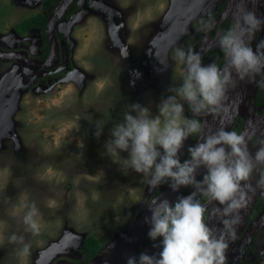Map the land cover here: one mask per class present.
I'll return each mask as SVG.
<instances>
[{
	"label": "rangeland",
	"instance_id": "obj_1",
	"mask_svg": "<svg viewBox=\"0 0 264 264\" xmlns=\"http://www.w3.org/2000/svg\"><path fill=\"white\" fill-rule=\"evenodd\" d=\"M33 1H26L31 8ZM39 1L35 0L37 12ZM197 1L107 0L104 11L109 16L119 14L121 17L115 21L119 25L125 22V28H117L110 18L86 17L88 13L77 15L74 25L65 23L62 40L64 45H74V60H78L79 71L88 76V90H78L67 80L55 87L27 86L28 92L16 101L13 118L5 109L10 103L8 95L24 85L17 82L11 86L7 76L0 78V93L5 95L0 94V149L5 150L0 152L1 264H52L59 258L77 261L82 256L75 252L89 236L98 239L102 250L126 233L163 190L167 182L151 188L146 177L130 170L124 174L119 165L101 153L113 123L123 119L129 105L151 107L156 115V105L169 94L168 89L181 83L182 65L175 61V49L195 51L203 23L220 3L209 0L203 7L200 0V4H193ZM10 4L7 0L0 2L2 40L7 39L3 28L13 26L15 9L6 6ZM151 33L154 39L149 41V52L144 56L147 60L138 78L143 86L150 85L149 90L138 92L133 83H127L125 87L130 88L121 91L125 59L120 45H129L130 51ZM152 79H157L155 84ZM3 116L6 121H2ZM101 119L106 125L97 139L95 122ZM14 125L16 130H12ZM13 143L19 152L9 157ZM121 155L126 157L127 153ZM186 157L188 148L181 151L180 160ZM99 170H103L102 175ZM32 204L38 210V235L23 223L26 206ZM12 234L23 235L30 243L29 255L18 257L20 245L8 240ZM155 245L143 253L158 255L160 249ZM263 254L264 246L259 245L256 264H264V258H259Z\"/></svg>",
	"mask_w": 264,
	"mask_h": 264
},
{
	"label": "clouds",
	"instance_id": "obj_2",
	"mask_svg": "<svg viewBox=\"0 0 264 264\" xmlns=\"http://www.w3.org/2000/svg\"><path fill=\"white\" fill-rule=\"evenodd\" d=\"M212 26L211 21L204 22L201 30ZM261 30L264 20L244 8L235 25L220 38L219 46L226 59L223 68L216 63L204 64L198 54L177 47L175 61L182 65L181 83L171 86L169 94L161 98L157 114H152L151 107L133 103L124 111L123 119L113 123L102 156L119 165L124 174L130 170L146 177L151 188L167 182L173 192L182 187L194 190L175 202L155 199L147 204L151 212L146 217L150 225L148 237L158 241L155 246L160 251L158 255L141 253L138 258L129 257L127 264H226L228 239L235 238L237 213L246 203L242 182L249 179L257 165H264V145L253 155L242 134L221 128L190 146L189 158L181 162L184 142L202 130L201 123L187 118L184 110L188 105L198 115L219 108L229 86H235L233 74L243 81L264 73L261 46L254 50L245 42V36ZM105 125L102 119L95 122L97 139ZM201 168L206 172L197 179ZM98 173L102 175L103 170ZM197 196L218 203L221 229L209 226L205 206ZM26 207L23 223L38 235V210L35 204ZM8 240L20 245L18 257L30 254L31 245L23 235L12 234Z\"/></svg>",
	"mask_w": 264,
	"mask_h": 264
},
{
	"label": "flooded vegetation",
	"instance_id": "obj_3",
	"mask_svg": "<svg viewBox=\"0 0 264 264\" xmlns=\"http://www.w3.org/2000/svg\"><path fill=\"white\" fill-rule=\"evenodd\" d=\"M26 1L27 0H23V1L14 0V7H11L13 1L11 2V0H7V2H10L11 4L6 6H9L10 9L12 8L15 9V11H13V17H12L13 26H11L9 30L3 28L5 31H2V34L6 32L7 35L6 40H2L3 39L1 37L2 35H0V51L2 52V54H4V55L1 54V59H0V78L7 76V78L10 79L9 84L11 86L15 85L17 82L19 84L24 85L23 87L21 86L20 88H18L17 91H11V94L8 95L10 103H8V106L5 109H7V112H9L8 114L11 117H13L16 101H18L19 98L21 97L23 98L24 94L28 92V89H25L27 86L32 88H34L35 86L39 88L40 87L48 88L52 86L55 87L58 83H64V81L67 80V81H71V83H74L78 88V90L81 89L85 91L91 87L89 84H88L89 86L87 85V80H85L88 77L87 75L85 76L86 73L79 71L80 67L78 65V60H74V53H72L74 45H72V43L71 46H67V44L64 45L62 36H64L63 28L66 25L65 23L70 22V25H74L76 22L74 21L75 17L77 15H79L80 17L81 16L84 17L83 15H86L85 13H88L86 17L89 16L91 17V15H95L98 18L100 17H104L106 19L110 18L111 20L113 19L114 21L117 18L121 17L119 14L109 16L104 11L106 8L104 6L105 4H107L106 3L107 0H72L66 11L60 16L58 21H56L54 28H52V30H49L48 29L49 20L57 10V7L62 0H41L37 4L38 8H39V4L41 7L38 12L35 9V5H36L35 0L32 2V8L27 5ZM238 2H239V8L235 12V14H233L231 11L229 12L230 8L229 9L227 8L231 3V0H220V3L218 4L217 8L208 17V21H211L213 26L207 31L200 32L197 41V46L195 48V51L193 52L197 54L200 48H202V46L203 48L205 47L207 48L205 49L206 53L202 60L204 64L216 63L222 68L225 66L226 59L219 46V41L221 36L229 28L235 25L234 18L236 13L240 14L244 8L252 9L256 13L257 6H259V8H261L262 11L264 12V0H251L250 3L253 2L252 6H249L250 3L246 2L245 0H239ZM201 4L203 5V7H205L206 5L209 4V0H202ZM110 9L111 8H108L110 12L114 11L113 9L111 10ZM21 15L25 17L20 18ZM115 24L117 28H125V22L124 23L120 22L119 25L115 21ZM152 26L157 31L156 25L153 24ZM158 32L159 30L157 31V33ZM120 34L125 35V32L120 31ZM251 36L253 37V35ZM253 38H254L253 49L256 50L257 47L260 46L261 36L259 31L256 32ZM153 39L154 36L151 33L149 38L146 39L144 43H141L139 47L135 49H131L130 51H128V49H130L129 45H124V43L120 45L121 56L122 54H124L123 61L125 59V65L123 66L124 69L123 74L125 73V76L121 83V86L119 87L121 91L124 90L125 88L127 89L130 88L129 86L125 87L127 83H133L134 88L137 87L138 92L141 91L142 93H144L149 90L150 85H148L147 83L146 86H143L145 85L144 82L138 78L142 72L144 62L146 63L147 60L144 56L146 52H149L148 50L149 41H152ZM68 47L70 48V50H68L69 49ZM261 50L264 51L263 45H261ZM133 54H135L136 56H134ZM131 56H134L135 59H132ZM263 77H264V73L257 74L254 76V81H257ZM156 81L157 79L151 80L152 84H155ZM263 85H264V81L260 83L259 89L254 99V105H255L254 110H256L257 108L260 109L258 114H256V116L258 117H261L264 114V103L256 104L255 102L257 100L258 92ZM29 90H33V89H29ZM0 94L4 95V92H1ZM13 94L14 96H12ZM209 111L210 109L203 111L198 115H194L191 108L188 105H185L184 113L187 118L197 119L201 123L200 118L203 117L204 113ZM3 113L7 114L5 113V111H3ZM2 121H6V118L5 117L2 118ZM244 124L245 121L243 119H241L240 117L237 118L234 122L231 131H237L238 133H241ZM15 127L16 126L14 125L12 127V130L13 128L15 129ZM19 134L20 133H18V135ZM199 134H197L196 137L193 134V137L190 136L188 140L184 142V147L181 150L183 153L185 152V148H189L188 142H190V146H194L197 143ZM259 142H260L259 136L256 135L254 137L253 146L258 145ZM12 145H13L12 148L8 151L9 157H11V155L14 156L16 155V153L19 152L17 151V148H15L14 143ZM0 152L5 153V150L0 149ZM186 159L188 158L186 157L182 160L184 161ZM201 178L202 176L198 177L197 179H201ZM259 183L264 185V165H262L259 170ZM166 184L164 186H166ZM191 190L192 188L189 187L186 191H184L183 195L181 196H187L192 194ZM262 192H264V190ZM197 198L201 199V202L204 204V206L207 204V201H205L204 199L200 198L199 196H197ZM259 201L262 202L259 203ZM258 208H260V210H258V213H256V215H254V218L252 219L254 210H257ZM205 209H206V220H207L211 208L208 205V207ZM263 212H264V196H261L256 201L255 206L252 208V211L250 213L249 223ZM142 213L143 211L141 212V214ZM85 240L83 241L80 250L75 252L79 256H82L80 260L72 261V260H67L65 258H59L55 263L52 264H57L63 260L70 261L73 263H84L88 261L87 252L84 250V246H83ZM156 243H158V241L154 242L151 239H149L144 245H142L138 249L136 257L138 258L139 255L145 251L144 250L145 248L147 250H152L153 246ZM259 245L264 246V226L254 237L244 259L241 260L240 262L246 259L249 251L252 249L250 262L251 264H256V262H258V259L256 258L255 254ZM71 250L72 249H69V251ZM259 258L263 259L264 254ZM1 262L2 261H0V264Z\"/></svg>",
	"mask_w": 264,
	"mask_h": 264
},
{
	"label": "water",
	"instance_id": "obj_4",
	"mask_svg": "<svg viewBox=\"0 0 264 264\" xmlns=\"http://www.w3.org/2000/svg\"><path fill=\"white\" fill-rule=\"evenodd\" d=\"M71 1L72 0L61 1L57 7V10L49 20V30L54 28L56 21H58L60 16L66 11ZM238 1L239 0H231V3L227 7L228 9L230 8L229 12L231 11L233 14H235L239 8ZM245 1L248 3L251 2V0ZM200 2L202 3V0H200ZM200 2L198 0L193 4H200ZM253 2L250 3L249 6H252ZM245 10L253 12L257 18L264 20V12L261 8H259V6H257L256 13L252 9L245 8ZM241 14L242 11L240 14L236 13L234 18L235 23ZM259 33L261 36V46L262 42L264 41V30L259 31ZM255 34L256 33L253 34V37ZM253 37L245 36V42L249 47L252 48L254 39ZM205 49L207 48H203L202 46V48H200L197 53L202 60L206 53ZM1 54L2 52L0 51V59ZM233 78L236 81L235 86H229L227 89L222 106L219 108L210 109L209 112L204 113L203 117L200 118L202 130L199 134L197 143L203 142L200 139L215 133L221 128L231 131L235 120L240 117L245 121L240 134L245 137L249 151L254 155L257 148L261 145H264V114L261 117H258L256 114H258L260 109L257 108L254 110V99L259 89L260 83L264 81V77L257 81H254V77L251 80L246 79L241 81L235 77V74H233ZM256 135L259 136L260 142L258 145L253 146L254 137ZM261 166L262 165H257L249 179L245 182H242V189L245 192L246 203L244 207L241 208L237 213V222L234 225L235 238L228 239L229 246L226 251V264H238L241 260H243L254 237L264 226V212L249 223L252 208L255 206L258 198L264 196V192H262L264 185L259 183V170ZM205 172L206 169L201 168L197 174V178L203 176ZM187 189L188 188L182 187L178 192H173L167 185L162 191L154 196L152 200L168 199L170 202H175V200L183 195L184 191ZM191 191L193 192V189ZM208 205L211 209L207 217V223L213 229L219 230L222 228L221 217L217 215V208L220 206L215 201H207L205 208H207ZM150 216L151 212L147 206L141 216L134 222V224L126 233L110 241L96 256L90 260L84 263H73L63 260L57 264H127L128 258L136 257L138 249L150 239L148 237L150 225L146 223V217Z\"/></svg>",
	"mask_w": 264,
	"mask_h": 264
},
{
	"label": "trees",
	"instance_id": "obj_5",
	"mask_svg": "<svg viewBox=\"0 0 264 264\" xmlns=\"http://www.w3.org/2000/svg\"><path fill=\"white\" fill-rule=\"evenodd\" d=\"M255 102H256V104L264 103V85L259 90L258 95H257V100ZM194 136L196 137L197 134H194ZM167 185H168V183L166 184V186ZM166 186H164L163 189ZM260 202H262V201H259V203ZM258 210H260V208H258L257 210H254V213L252 215V219L254 218V215H256V213H258ZM83 246H84V250L87 252V259L88 260H90L91 258L96 256L101 251V246L99 244L98 239H96L95 236L87 237ZM251 255H252V249L249 251L246 259L244 261L240 262L239 264H251V262H250Z\"/></svg>",
	"mask_w": 264,
	"mask_h": 264
},
{
	"label": "bare ground",
	"instance_id": "obj_6",
	"mask_svg": "<svg viewBox=\"0 0 264 264\" xmlns=\"http://www.w3.org/2000/svg\"><path fill=\"white\" fill-rule=\"evenodd\" d=\"M264 188V187H263ZM263 188H262V191H263Z\"/></svg>",
	"mask_w": 264,
	"mask_h": 264
}]
</instances>
